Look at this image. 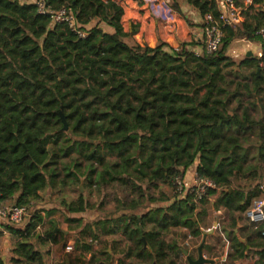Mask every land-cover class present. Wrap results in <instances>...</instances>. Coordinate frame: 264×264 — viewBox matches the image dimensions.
<instances>
[{
    "label": "trees",
    "instance_id": "trees-1",
    "mask_svg": "<svg viewBox=\"0 0 264 264\" xmlns=\"http://www.w3.org/2000/svg\"><path fill=\"white\" fill-rule=\"evenodd\" d=\"M215 1L168 3L186 20L182 3L203 18L217 16ZM44 2L53 12L70 10L76 30L66 24L52 25L49 16L38 14L34 5L0 0V201L28 206L44 191L79 184L82 164L71 155L84 147L79 152L85 170L95 176L86 180L109 193L105 203L113 201L115 212L146 209L143 214L129 212L118 217L123 226L112 222L105 233L120 232L134 243L137 258L170 264L169 254L181 248L166 244L163 235L176 227L188 229L192 237L201 235L195 211L217 194L214 190L199 204L193 203L192 195L182 200L174 196L169 207L147 211L148 206L164 202L163 193L156 191L161 187L174 191L175 179L195 161L197 177L220 189L215 208L226 210L230 227L237 228L264 181V117L257 120L247 110L240 115L228 110L222 70L234 65L227 56L234 39L257 38V20L236 30L226 29L216 53L195 56L187 44L173 50L165 44L148 48L132 43L121 25L123 9L112 1ZM261 16L264 20L263 13ZM249 64H255L256 71L252 86L244 89L255 103L263 104L264 52L258 59L240 63ZM61 115L71 137L80 141L59 139ZM254 131L257 146L252 165L246 164L241 143L244 135ZM102 151L114 161L106 162ZM60 205L72 216L91 209L81 195ZM67 222L80 229L75 246L81 253H91L92 261L95 254L103 256L100 264L111 262L106 253L109 246L94 253L93 244H100L99 237L87 234L99 222L83 224L77 218ZM42 224L43 217L36 213L23 231L8 228L17 240L11 264H43L45 255L31 241L38 245L67 243L68 237L56 233L54 226L37 232ZM90 237L91 245L87 243ZM238 237L233 236L231 260L256 256L254 264H264L260 229L244 236V244ZM142 238L148 250L143 248ZM76 264L82 260L77 258Z\"/></svg>",
    "mask_w": 264,
    "mask_h": 264
},
{
    "label": "crops",
    "instance_id": "crops-1",
    "mask_svg": "<svg viewBox=\"0 0 264 264\" xmlns=\"http://www.w3.org/2000/svg\"><path fill=\"white\" fill-rule=\"evenodd\" d=\"M103 2L112 1L122 7L123 16L121 19V25L123 32L129 36V40L132 43L139 45L140 47L155 48L159 44H165L167 47L177 50L182 44L191 45L187 47L188 49H194L197 46H200L202 43L201 36V18L196 12L188 8L186 5H183V12L185 14L186 20L172 11L169 7L168 0H102ZM245 0H239V3H244ZM263 0H254V4L251 6L250 11H248L245 16V23L253 24L254 20H257L259 27L264 23L263 17L261 16ZM247 39L244 37L236 38L232 41L229 47L227 56L234 62V60L240 59L233 56V52L240 51V48L245 45ZM235 44H237L235 46ZM257 52L260 53V49H257ZM253 56V52H247ZM197 165L192 167V170L188 172L190 177L196 168ZM159 195V194H158ZM157 195V196H158ZM212 198H215L211 200ZM209 198L210 207L206 208V205H200L195 211V215L198 217V228L201 233V238L204 233H212V229H217L218 222L216 219L219 218V215L222 212V208H215L214 202L217 199L216 196ZM164 202L148 206V210L155 208H167L172 202V197H163ZM8 203H14V201H8ZM107 206V205H106ZM204 210L205 215H200V211ZM105 212H102L99 218V213L95 211L94 217L90 221L99 222L97 225L91 226L87 229L88 235L95 234L99 237L101 243L107 244L109 248L106 249V253L111 256V262L108 264H151V259L149 257L144 259H139L134 254V243L127 242L125 238L119 232L116 235H105L106 231L112 226V222L117 224L119 227L123 226V222H118V217L126 215L125 211L120 210L119 212L112 211L111 216L104 217ZM115 213H121L120 216L116 217ZM56 214L50 213L45 215L43 212V224L45 226L46 221L50 219H57L59 216ZM65 214L63 217L64 222L63 226L60 227L62 231H58L55 228V232H62L65 237H68L66 244L60 243L58 245H52V249L55 250L59 245L62 246L63 254H43L44 262L43 264H76V259H81L82 264H100L102 262L103 256L95 254L96 259L91 260V253H81L79 249L76 248L75 243L73 244V253L66 254L64 248L66 245H72L69 236L72 233H79L80 229L76 228L77 224L68 223V219L81 218V215H70ZM67 219V220H66ZM197 219H194L196 221ZM208 222L211 223V229H206L208 227ZM71 224H75L74 228H71ZM94 224V223H91ZM90 224V225H91ZM153 225V223H151ZM54 226V225H52ZM55 227V226H54ZM240 228V227H239ZM57 230V231H56ZM246 231L244 227H241L239 230L240 234H243ZM215 233L209 234L206 238V244L203 249V255L206 259L214 261V264H230V261L234 254H211L215 253L217 249ZM13 236L10 234L0 235V262L2 264H11V259L13 258L14 246L10 244V238ZM14 238V237H13ZM163 240L166 244H178L180 248L186 247L187 256L192 259L197 258V252L195 250V240L198 237H192L190 231L185 228L176 227L171 228L169 232L163 235ZM214 241V242H213ZM112 245V246H111ZM113 247V249H112ZM211 247V250H207ZM93 252L99 250L98 248L93 247ZM131 250V254H127ZM96 251V252H97ZM181 251V250H180ZM169 254L172 255L173 261L175 264H187L186 256L182 253ZM94 252V253H96ZM60 253V251H59ZM81 257V258H80ZM155 258V256L153 255ZM257 261L256 256L249 257L248 259H241L233 261L232 264H254ZM161 264V263H160ZM166 264V263H162Z\"/></svg>",
    "mask_w": 264,
    "mask_h": 264
},
{
    "label": "rangeland",
    "instance_id": "rangeland-1",
    "mask_svg": "<svg viewBox=\"0 0 264 264\" xmlns=\"http://www.w3.org/2000/svg\"><path fill=\"white\" fill-rule=\"evenodd\" d=\"M237 44H235L236 46ZM243 48H240V51L233 52V56L240 57V59L238 60H234V65L228 68H224L222 70V75L224 76L225 80H226V85L224 86L226 91L229 94V98H228V103H227V108L230 112H236L237 114H241L244 110H247V112L250 114L251 117H253L254 119H263L264 117V103L260 104L258 102L255 103V100L253 97H249V95L247 94V91L244 89L245 85L248 86H252L253 83V73L256 71V67L255 64H249V65H240L241 62H243L245 59H250V58H254V59H258L261 54L264 52V50L260 51V53L257 52V49L259 50L260 48V40L259 38L256 39H249L246 41L245 45L242 46ZM188 49V48H187ZM189 50V49H188ZM191 50V49H190ZM230 49L228 48V51ZM247 52H253V56L251 55L250 57H246V53ZM228 54V52H227ZM255 103V106H254ZM68 127V126H67ZM245 140L242 141V150H243V154L245 156V162L246 164H255V153H256V146H257V134L256 131L250 133V134H246L244 135ZM59 139H72L75 141H80V138H73L70 135L69 132V128L67 131L65 132H61V135H59ZM93 148V147H91ZM84 149V147H82L80 150L82 151ZM79 150V151H80ZM77 152L76 150L73 151L71 157L77 159L78 161L81 162L82 166H81V173L83 174L82 176H80V178L82 180H80L79 184H69V186H63L60 191L56 190V191H44L42 193L39 194V199L31 202L28 206V208L31 211H35V210H42V212H44V214L46 215L47 212H51L53 214H56L55 216H59L57 217V219H50L48 221H46L45 226H42V229L39 232H43L46 229L50 228L52 225L55 226V228L58 231H62L61 229H59L60 227L63 226L64 219L62 216H64L65 214H68L66 212V210L61 207V202H65V203H70V202H74L76 201V199L81 195L83 196L85 199L88 200L91 209H89L87 212H85L84 214H81V218H77L80 219L82 221L83 224H91L94 223L95 221H90V219H92L94 217L95 211L97 213H99V218L101 217V213L105 212V216H111V212L116 210L115 204L114 202H110V203H105V196H108L109 193L106 192V190L104 189H97V187H94L93 185H91V183L89 181L86 180V178H88L89 176H91L90 174H88L85 170V163L82 162V156H81V152ZM84 151V150H83ZM103 152V151H102ZM104 156H105V160L106 162H111L114 161V157H110L108 155L105 154V152H103ZM98 171H100V168H98ZM61 175H63V173H61ZM94 175H92L90 177V180H94ZM241 187L246 186L247 187V183L245 182H240L239 184ZM80 188L82 190V192L80 191ZM109 192V190H108ZM158 192H162L163 193V197H172L174 198L175 194L174 191L172 189H169L167 187H161L158 191H156V193ZM219 194V193H217ZM214 195L212 197L217 198L218 195ZM161 197V196H160ZM210 197V198H212ZM259 197V196H258ZM215 198H212L211 200H213ZM105 203L104 205L101 204ZM206 208L210 207L209 202H206ZM107 205V206H106ZM105 206V207H103ZM146 209L143 208H139L137 211H125L126 214H129V212L132 213H137V214H143L145 212ZM69 217L70 214H68ZM116 217L120 216L121 213H115ZM67 220V219H66ZM218 222V227L217 229H212V233H215L216 236L214 238H216L215 240H217L216 245L218 246L215 253H211V254H233V250L231 249V243L233 240V236L236 234L239 236V239L241 240H245L244 236H246L249 232L255 230L256 226L254 224L249 223L245 217L243 216V214L241 215V221L239 223L240 228L244 227L246 229V231L243 234L239 233L240 228H231L230 227V219H229V215L227 213L226 210H222L221 214L219 215V218L216 219ZM75 224H71V228H74L75 231L77 230L74 226ZM211 229V223L208 222V227H206V229ZM234 230H237V233H234ZM212 233H208L212 234ZM78 236V233H72L69 236V239L72 243V246L74 247V243L76 240V237ZM91 239H88L87 243L90 244L89 240H93L92 237H90ZM201 236H199L198 238H196L195 240V250L197 249V247L199 246V244L201 243ZM17 240L15 238H10V244L13 246H15ZM34 244V248L36 251H38L41 254H63L62 251V246L59 245V247H57V249L53 250L52 249V245L47 244V243H43L42 245H38L35 244L33 241H31ZM214 242V241H213ZM99 246H97V248L99 250H101L102 248H105V243H101L99 241ZM91 245V244H90ZM94 247V246H93ZM94 249V248H93ZM184 250L186 251V247L184 246V248H181V251ZM207 250H211V247L208 248ZM60 251V253H59ZM97 250H95L96 252ZM180 251V252H181ZM74 252V251H73ZM72 252V253H73ZM197 252V250H196ZM70 253V254H72ZM98 253V251H97ZM179 253V252H178ZM172 255H170L168 257V263L170 264H175L173 261V258H171ZM252 257V256H250ZM249 258V257H248ZM247 258V259H248ZM233 261H230V264H232Z\"/></svg>",
    "mask_w": 264,
    "mask_h": 264
},
{
    "label": "built area",
    "instance_id": "built-area-1",
    "mask_svg": "<svg viewBox=\"0 0 264 264\" xmlns=\"http://www.w3.org/2000/svg\"><path fill=\"white\" fill-rule=\"evenodd\" d=\"M17 2L25 5H34L38 14L49 16L52 25L66 24L72 31L76 30L75 19L70 10L63 8L57 12H53L45 7L44 0H17ZM215 2L217 16L207 14L200 19L202 25V43H200V46L190 50L195 56H201L203 53H216L222 44L226 29L236 30L244 24L245 14L250 11L251 6L254 4V0H245L242 4L239 3V0H216ZM261 8L264 14V0ZM255 35L260 40V51L264 50V23L258 28ZM78 36L80 38L85 37L82 33H78ZM197 164V161H195L184 172L182 177L175 179L173 185L174 194L179 200L185 199L188 195H192L193 203L199 204L209 190H214L216 193L220 192V189L210 180L198 178L196 168L190 177L187 175L192 170V167ZM259 190V197L250 203V206L245 210L243 216L249 223L256 226L255 229H260L261 236L264 237V181L260 185ZM28 207L0 201V234H9L8 228L23 231L36 213L41 216L43 215L42 210L31 211ZM41 229L42 227L38 226L36 231L39 232ZM93 246L97 248L99 245L97 242H94ZM64 252L66 254L72 253L73 246L66 245Z\"/></svg>",
    "mask_w": 264,
    "mask_h": 264
},
{
    "label": "water",
    "instance_id": "water-1",
    "mask_svg": "<svg viewBox=\"0 0 264 264\" xmlns=\"http://www.w3.org/2000/svg\"><path fill=\"white\" fill-rule=\"evenodd\" d=\"M251 54L248 53L247 54V57H250ZM60 120H61V123H62V131L65 132L68 130V127H67V122H66V119L63 115L60 116ZM80 191L82 192L81 188H80ZM239 224L237 225V229L239 228ZM57 231V230H56ZM234 233L236 234L237 233V230H234ZM208 236V233H204L202 235V240H201V243L199 244V246L197 247V258L196 259H192L191 257L187 256V252L186 251H182V253L186 256V260H187V264H214V261L212 260H209V259H206L203 255V249H204V246L206 244V238ZM236 236L238 237V235L236 234ZM239 239V237H238ZM142 241H143V248L144 249H147L148 250V246L145 242V240L142 238ZM239 241L244 244L245 243V240H241L239 239Z\"/></svg>",
    "mask_w": 264,
    "mask_h": 264
}]
</instances>
